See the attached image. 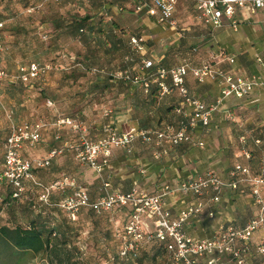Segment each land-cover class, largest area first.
<instances>
[{
    "label": "rangeland",
    "instance_id": "obj_1",
    "mask_svg": "<svg viewBox=\"0 0 264 264\" xmlns=\"http://www.w3.org/2000/svg\"><path fill=\"white\" fill-rule=\"evenodd\" d=\"M144 6L140 0H0V20L4 23L0 67L7 70L11 80L15 81L11 83L0 80V163L4 140L14 125L40 124L43 141L28 148L33 157L46 155L51 147L79 142V133L69 126L59 125V119L70 117L78 121L85 128L87 138L95 141L105 137L106 126H116L118 119L124 115V108L130 103L129 92L134 88L142 89L140 82L124 79V71L128 70L131 76H138L140 79L148 78V71L142 69V59L154 62L149 54L150 50L156 49L155 44L148 43L149 49L141 51L131 44L132 36L146 38L144 14L139 13ZM184 10V6H180L178 18L186 22L183 18ZM86 13L94 17L92 22H96L97 27L102 30L100 32L98 29L87 39L74 35L70 28L76 14ZM108 15L112 16L111 21L117 28L115 36L127 32L130 40L128 50L109 49L111 39L107 26L111 21ZM211 28L213 31L218 29ZM187 42L192 45L196 40L189 38ZM125 52L130 54L126 57ZM215 54H208L204 61L212 62ZM32 61L40 63L46 70L35 80L33 86H26L17 77L19 67ZM188 75V86L194 93L200 90L202 83L207 82H199L192 71ZM153 84L157 83L153 81ZM176 90L165 94L179 97ZM165 94L160 91L158 93L159 96ZM214 98L206 101L213 103ZM232 100L233 97L225 103ZM251 104L247 99L233 101L229 104L231 110L216 114L211 125L203 129L202 136L214 138L217 141L214 145L216 151L221 154L216 158L218 163L215 167L202 168L200 173L213 170L229 183L232 180L231 171L238 164L247 167L251 177L262 172L264 104L257 108ZM158 107L159 105H154V108ZM178 120L175 115L168 116L162 125L152 129L163 130L168 126L176 129ZM130 124L132 123L127 122L123 125L124 131L134 126ZM229 135L234 136L232 144ZM243 136L246 138L245 143L241 141ZM257 139H260L259 143L256 142ZM227 140L229 146L226 145ZM194 143L195 140L189 145ZM171 146L166 140L144 142L138 139L132 144L130 151L113 147L109 165L116 163V167L124 168L125 174L132 170L140 172L144 163L153 164L154 160L169 154ZM244 148L250 153V157L243 153ZM109 165L99 172L90 164L79 161L74 151H65L36 175L50 189L49 200L40 198L42 188L28 184L25 193L17 199L0 201V227H28L33 220L49 226L60 225L70 246L77 247L74 252L79 255L80 264H123L116 256L115 246L121 239V244L129 239L123 234L125 214L119 207L92 212L90 206H85L79 209L76 218L62 206L63 200L73 194V189L57 186L66 177L73 178L78 186L86 188L90 200L96 202L101 196L112 192L114 176ZM234 178L237 180V188L226 186L220 193V201L216 203H226L234 196L237 198L232 202L247 209V215H244L246 220L258 217L261 204L253 194L254 182L241 174ZM106 182L110 183L109 187H105ZM169 185L175 188L179 186ZM259 190L264 203V184L259 186ZM230 191L232 193L228 194ZM2 192L5 193L6 190L1 189L0 193ZM205 201L213 203L209 196L205 197ZM260 244H264V227L251 239L248 254L251 264H264V252L259 250ZM146 247L150 257H144L143 264H152L151 245ZM17 260L18 264H50L45 253L19 252ZM225 261L226 264H234L228 257ZM166 262L162 257L157 260V264Z\"/></svg>",
    "mask_w": 264,
    "mask_h": 264
},
{
    "label": "built area",
    "instance_id": "obj_2",
    "mask_svg": "<svg viewBox=\"0 0 264 264\" xmlns=\"http://www.w3.org/2000/svg\"><path fill=\"white\" fill-rule=\"evenodd\" d=\"M144 4H150L159 11L161 22H169L176 25L174 18L177 4L180 0H140ZM199 12V18L214 28H221L224 25V18L231 21L232 25H237L236 16L240 11L255 13L264 10V0H192ZM4 23L0 22V29ZM131 44L138 50H144L145 44L142 37L133 36ZM0 49H2L0 36ZM230 63L235 62V57L225 56L223 50L218 51L213 56L212 62H205L197 67L189 64H182L172 68L159 67L153 72H148V78L140 79L138 76H131L128 70L124 71L123 78L134 83H141L148 89L155 81L162 94L169 93L177 89L182 97V101L193 108L192 112L186 115V120L181 122L178 129L168 126L163 130L142 129L131 127L127 131H120L116 126L105 127V137L99 140H89L86 130L81 123L70 117L59 119L58 124L69 126L80 135L79 142L55 146L48 150L44 156L30 157L24 154L27 146H32L42 139V129L40 124L24 123L14 125L4 144V159L0 166V190L6 187L13 189V196L20 197L25 190L26 183L30 182L42 188L41 199L48 201L50 189H48L36 177V171L49 167L52 161L67 150L74 151L78 160L82 163L90 164L99 172L109 165V158L113 147L131 150L132 144L141 139L149 142L153 139L158 141H168L173 146H178L184 142L194 141L189 133L190 128L198 125L205 127L211 123L214 112L224 107L225 101L235 97L244 98L253 93L258 88H264V60L257 57V62L261 64V72L257 74H236L228 72L219 67L220 60ZM154 67V62L142 59V69L150 70ZM45 67L38 62H31L19 67L18 79L24 83H29L38 79L45 72ZM197 77L199 82L208 79H218L222 83L220 96L213 103H206L200 98L192 95L186 86V77L190 72ZM11 75L7 70L0 67V80L9 79ZM171 80V84L168 83ZM242 142L246 138L241 137ZM257 143L260 139L256 140ZM199 146L204 142L199 140ZM243 153L250 157V153L244 148ZM101 160V162H99ZM237 174L245 176L247 180L254 182L253 194L258 203L261 204V212L256 218L250 219L244 226L237 227L233 223L222 226L218 233L210 238H196L186 233L184 225L195 215L200 214L205 205V197L209 196L210 201H220V193L226 187L237 188ZM232 180L228 183L213 170L205 173H198L193 177L183 180L177 188L165 185L158 194L150 195L133 188L129 192H110L101 196L96 202H91L86 188L76 184V180L66 177L65 180L57 183V186L64 189L70 187L73 194L63 200L62 206L73 216H76L80 208L85 206L93 207L96 211L111 210L115 207L132 205V219L127 225V236L120 252L122 257L136 254L145 240L158 239L166 241L169 254V264H226L225 258H230L234 264H251L248 259L250 253V243L253 235L264 227V203L260 198L259 186L264 184V159L262 172L251 177L250 170L240 164L231 171ZM110 183L106 182L105 187ZM194 195L197 200L182 209L175 220H171L170 212L165 208V200L168 196ZM2 195L0 193V201ZM210 217L215 216V212L209 213ZM259 250L264 252V244L259 245Z\"/></svg>",
    "mask_w": 264,
    "mask_h": 264
},
{
    "label": "crops",
    "instance_id": "obj_3",
    "mask_svg": "<svg viewBox=\"0 0 264 264\" xmlns=\"http://www.w3.org/2000/svg\"><path fill=\"white\" fill-rule=\"evenodd\" d=\"M180 6L185 8L183 18L186 22L178 18ZM139 13L144 14L143 27L146 29L144 50L149 49V44L156 45V49L150 50L149 54V58L155 63L152 68L153 71L159 66L165 68L182 64L199 66L205 62L204 60L208 54L223 50L225 56L235 57L234 63H230L225 58L220 60L219 67L223 70L239 75H252L261 72L262 66L257 62V57H262L264 60V10H258L255 13L245 10L240 11L236 16L237 25H232L230 20L224 18L223 27L214 31L211 28L212 26L207 25L199 18V12L192 0H180L178 2L174 14L176 25H171L169 22H161L159 11L150 4H145ZM108 18L111 21L112 16L108 15ZM107 27L111 39V48L109 49L128 50L130 40L127 38V32L120 36H115L116 26L110 23ZM189 38H194L196 42L192 45L188 44ZM128 54L130 53L125 52L124 55ZM188 76L186 77V86L192 95L206 103H208L206 100L212 97L217 99L220 96L222 89L220 80L208 79L207 82L200 85V90L194 93L188 86ZM168 83L171 84L170 79H168ZM141 87L142 89L134 88L129 92L130 103L124 108V115L115 124L120 131H124L123 125L127 122H131L132 124L130 125H134L130 126L129 129L131 127L152 129L162 125L161 123L166 117L171 115L179 118L176 128L178 129L181 122L186 120V115L193 110L191 106L183 103L178 90L176 91L179 97H174L172 94L157 95L156 101L151 102L148 89L143 85ZM242 99L250 101L255 108L262 106L264 104V88H258L244 98L233 97L230 103L241 101ZM230 103L226 102L221 110L213 113L211 123L216 114L231 110ZM154 105H159V107L154 108ZM170 107H174V109L168 111L167 109ZM207 127L200 124L193 129L190 128L189 133L196 143L189 145V143L186 144L184 142L178 147L172 145L169 154H165L159 160H154L155 163L153 164L151 162L144 163V168L140 172L132 170L129 174H125L124 168L116 167V163L109 165V167H112L111 173L114 176L112 192H129L135 188L140 192L155 195L167 184L179 185L183 180L203 171L202 168L216 166L218 163L216 158L221 152L216 151L214 145H216L217 141L214 138L202 136L203 129ZM233 137V135H229L231 144L234 142ZM199 140H203V146L198 145L197 142ZM41 141H43V134ZM226 142V145L229 146V141L227 140ZM28 148L29 146L24 149V154L27 153L28 156L33 157L28 152ZM223 152L226 151L224 150ZM230 193L232 192H228V194ZM235 196H239V194H235ZM236 198L233 196L232 200ZM232 200L229 199L226 203H206L200 214L192 216L186 222L184 225L186 233L203 239L214 236L222 226L229 223L244 226L250 220H246L247 218L244 216L247 215V209L237 202H232ZM195 201L196 198L194 196H168L165 200V208L170 212L171 220H175L182 209ZM211 211L215 212L214 217L209 216Z\"/></svg>",
    "mask_w": 264,
    "mask_h": 264
},
{
    "label": "trees",
    "instance_id": "obj_4",
    "mask_svg": "<svg viewBox=\"0 0 264 264\" xmlns=\"http://www.w3.org/2000/svg\"><path fill=\"white\" fill-rule=\"evenodd\" d=\"M101 6L103 7L104 5H101ZM101 14H103V12H101ZM93 19L94 17L88 13L84 15L76 14L70 24L71 31L73 32L74 35H81L85 39H87V37H90V35L93 32H96L98 29H100L99 31L101 32L102 30L101 28L97 27L96 22H92ZM0 22L2 21L0 20ZM110 23L114 25V22L111 21ZM3 29L4 28L0 29L1 42H2ZM137 37H141V36H137ZM32 62H35V61H32ZM27 64H22V65H27ZM159 67H162V66H159ZM147 71L153 72L152 69L147 70ZM5 80L11 83H15V81L11 80V78L5 79ZM20 82L25 84L26 86H33L35 80L29 83H24L22 81ZM158 93H159V86L157 84L151 83L150 87L148 88V95L151 98L150 99L151 102L156 101ZM173 109L174 107H170L167 110L171 111ZM6 138L4 140V144H5ZM40 142L41 141H39V143ZM178 146H175V147H178ZM3 159H4V152H3V158L0 163V166L3 163ZM39 171L40 170L36 171V174ZM28 184L34 185L30 182H27L26 186ZM3 189L6 190L5 192L6 195L3 192L1 193L3 201L18 198V197L16 198L13 196L12 188L6 187ZM118 209L123 214H125L124 221L126 223V226H125V230L123 234H124V237L127 238V225L132 219L133 206L128 204L125 206H120ZM90 211L94 212L95 209L91 207ZM74 217L77 218V216H74ZM168 242H169V239H167L166 241H160L158 239L145 241L141 244V247L136 254L133 253L127 257H122L120 252L124 244H121L122 243V239H121L120 243H118L117 246H115V253H116L117 258L123 261L122 262L123 264H143L144 257H150L149 252L146 249L147 248L146 246L151 245L152 264H157V260L160 257L165 258L167 260L166 264H169V254L167 251ZM76 248H77L76 246H74L73 248L70 246V243L67 241L66 233L62 230L60 225L49 226L45 223H39L33 220L28 227H23V226H16V227L1 226L0 227V264H18L19 261L17 260V254L19 252H33L35 254L45 253L46 257L49 259L50 264H80L79 255H75V252H74Z\"/></svg>",
    "mask_w": 264,
    "mask_h": 264
}]
</instances>
